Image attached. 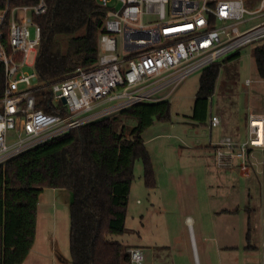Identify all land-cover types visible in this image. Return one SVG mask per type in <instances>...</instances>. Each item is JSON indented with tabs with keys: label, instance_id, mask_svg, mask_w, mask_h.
I'll list each match as a JSON object with an SVG mask.
<instances>
[{
	"label": "built area",
	"instance_id": "built-area-1",
	"mask_svg": "<svg viewBox=\"0 0 264 264\" xmlns=\"http://www.w3.org/2000/svg\"><path fill=\"white\" fill-rule=\"evenodd\" d=\"M98 1L106 17L97 62L45 83L29 57L35 52L36 62L42 41L37 17L47 11V0H0V61L7 83L0 99V165L86 123L168 99L193 72L264 41V0ZM147 13L155 17L145 22ZM209 123L217 127L221 119L212 114ZM247 127L245 139L225 134L214 142V158L220 167H238L244 177L257 171L264 193V98L250 104ZM129 251L131 263L142 264L143 250Z\"/></svg>",
	"mask_w": 264,
	"mask_h": 264
},
{
	"label": "trees",
	"instance_id": "trees-1",
	"mask_svg": "<svg viewBox=\"0 0 264 264\" xmlns=\"http://www.w3.org/2000/svg\"><path fill=\"white\" fill-rule=\"evenodd\" d=\"M47 5V11L37 17L42 41L35 69L40 81L52 83L97 62L106 9L98 0H47ZM63 34L70 36L66 52L59 42ZM253 51L264 78V41ZM237 56L239 52L223 62ZM221 68L222 62H217L201 74L193 106L196 122L205 123L211 115V97ZM6 85L5 66L0 61V99ZM38 106L52 111L47 103ZM170 111L168 99L139 103L59 134L0 165V264H23L30 253L36 240L40 194L46 187L73 193L71 264H132L129 249L133 246L114 236L126 231L137 161L143 164L146 186L156 185L142 134L156 119H169ZM235 118L229 124H236ZM250 232L249 228L248 240Z\"/></svg>",
	"mask_w": 264,
	"mask_h": 264
},
{
	"label": "rangeland",
	"instance_id": "rangeland-1",
	"mask_svg": "<svg viewBox=\"0 0 264 264\" xmlns=\"http://www.w3.org/2000/svg\"><path fill=\"white\" fill-rule=\"evenodd\" d=\"M154 17L155 14L147 13L144 21ZM69 38L67 34L59 37L63 52L68 49ZM256 45L240 48L239 56L222 63L210 102V110L222 117L227 126L236 117V127L245 137L250 104L264 98V78L259 75L253 51ZM35 54L29 57L32 68ZM202 72L187 76L168 97L170 118L156 119L143 132L156 188L146 186L144 172L138 173L142 167L138 161L128 201L126 231L114 238L140 247L144 252L142 264H264V249L260 247L264 224L257 193L259 178L254 175L241 178L236 172L228 175L216 170L214 151L208 146L210 123L196 122L193 118ZM247 78L258 81L247 84ZM220 131V127L212 130L215 141L222 137ZM58 189L53 192V188L46 187L42 192L36 245L24 264H71L73 193L66 188ZM249 191L252 197H248ZM234 205H240L242 210L228 213L226 209ZM248 205L253 208L249 240V214L245 210ZM187 215L193 218L191 224L185 222ZM249 241L256 248H250Z\"/></svg>",
	"mask_w": 264,
	"mask_h": 264
},
{
	"label": "crops",
	"instance_id": "crops-1",
	"mask_svg": "<svg viewBox=\"0 0 264 264\" xmlns=\"http://www.w3.org/2000/svg\"><path fill=\"white\" fill-rule=\"evenodd\" d=\"M222 63H223V61H221ZM212 114H216V112H213V111H211V115ZM211 115H210V117H211ZM210 117L208 118V120L207 121H209L210 122ZM221 119V124L219 125V126H217V127H220V134H219V136L221 137V136H223V135H225V134H227V132H230V135H233V136H235V137H237V138H239V139H245L246 137L245 136H243L242 134H241V132H240V130L238 129V127H236L237 126V124H235V123H232V124H229L228 126L224 123V121H223V118L221 117L220 118ZM207 125V124H206ZM211 127V126H210ZM215 127H211V139H210V144L208 145L211 149H213V151H214V145H213V143L214 142H216V141H218V139H216V141L213 139L214 137H213V133H212V130L214 129ZM218 136V137H219ZM145 140V139H144ZM215 152V151H214ZM211 159V161H212V158H210ZM138 162V161H137ZM136 162V163H137ZM142 163V162H141ZM213 163H214V165H215V167L217 168H215L214 166H212L214 169H216V170H218V171H221V172H223V173H227L228 175L231 173V172H236V174L239 176V177H241V178H252L253 177V175L254 176H256L257 178H259V182H258V186H259V188L257 189V193L259 194L258 196H259V198H260V201H261V204H262V209H263V224H264V193H263V188H262V176L257 172V171H254V173L252 174V176H250V177H244V176H242L241 174H240V172H239V169H238V167H236V166H234V167H220V166H218L217 164H216V161H215V158H214V156H213ZM141 168L138 170V173H142L143 171H144V168H143V164H141ZM135 171H136V167H135ZM134 187V184H132V188ZM52 188V187H51ZM132 188H131V191H132ZM154 188H156V187H154ZM153 188V189H154ZM45 189V188H44ZM60 189H58V188H53V192H57V191H59ZM43 192V191H42ZM256 193V194H257ZM41 195H42V193L40 194V201H39V205H38V215H37V230H38V224H39V218H40V213H41V211H40V204H41V200H42V197H41ZM248 197H252V192L251 191H249V195H248ZM140 202V201H139ZM237 206V207H236ZM234 205V207H232L231 209H226V211L229 213H239V211L240 210H242L241 209V206L240 205ZM245 210H247V212H248V214H249V222H248V230H249V228L251 227L250 226V215H251V213L253 212V208H251L249 205L248 206H246L245 207ZM42 214V213H41ZM192 221H193V218L190 216V215H187L186 217H185V222H187L188 224H191L192 223ZM251 229V228H250ZM251 233V232H250ZM36 238H37V234H36ZM35 243H36V240H35ZM34 243V245H33V247H32V249H31V251L30 252H32V250H33V248H34V246L36 245ZM251 243V242H250ZM250 248H256V245H254V244H252L251 246H249ZM260 247H263V249H264V233H263V237H262V241H261V243H260ZM30 254V253H29ZM28 254V255H29ZM28 257V256H27ZM26 257V259H25V261L28 259ZM23 264H24V262H23Z\"/></svg>",
	"mask_w": 264,
	"mask_h": 264
},
{
	"label": "water",
	"instance_id": "water-1",
	"mask_svg": "<svg viewBox=\"0 0 264 264\" xmlns=\"http://www.w3.org/2000/svg\"><path fill=\"white\" fill-rule=\"evenodd\" d=\"M62 101H63V102H66V99H65L64 97H62Z\"/></svg>",
	"mask_w": 264,
	"mask_h": 264
}]
</instances>
